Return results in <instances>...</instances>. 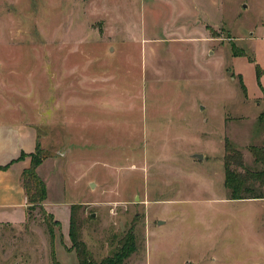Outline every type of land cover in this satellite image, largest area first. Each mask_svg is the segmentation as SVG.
<instances>
[{"label":"rangeland","instance_id":"rangeland-1","mask_svg":"<svg viewBox=\"0 0 264 264\" xmlns=\"http://www.w3.org/2000/svg\"><path fill=\"white\" fill-rule=\"evenodd\" d=\"M263 92L264 0H0V125L57 162L0 264H78L68 205L95 262L132 230L125 264H264V199L222 166L228 139L254 169Z\"/></svg>","mask_w":264,"mask_h":264},{"label":"trees","instance_id":"trees-1","mask_svg":"<svg viewBox=\"0 0 264 264\" xmlns=\"http://www.w3.org/2000/svg\"><path fill=\"white\" fill-rule=\"evenodd\" d=\"M232 55L242 56L244 52L238 50L234 52L232 50ZM245 56V55H244ZM252 63L253 59L247 57ZM256 69L259 70L256 65ZM239 84L245 92V86H243L240 75H238ZM262 100L264 102V92L262 95ZM258 123L260 126L261 133H263V138L260 145H250L248 150L252 156L253 163L255 165L254 169H249L244 165L243 155L239 149H235L232 143L225 139L224 150L225 154L222 159V166L224 169V188L228 191V197L230 200L239 201L244 199H264V113L259 114ZM25 157L30 158L29 168L23 170L21 174V185L24 188V193L27 202V213L34 211L38 208L43 211L42 205L46 200V186L44 182L40 179L36 172V167L39 166L47 157L39 155V146L36 145L33 153L25 155L20 153L19 159H24ZM8 165L0 166V171H5ZM77 207L72 205L69 211V227L68 235L71 242V247L75 251L76 259L78 264H125V261L131 256V254L137 251L135 236L132 230H130L123 238L119 241L116 246L115 251L107 257L102 258L99 262H95L91 259L88 249L85 244L81 241L80 232L78 231L76 223V212ZM54 225L59 226L58 221H54ZM47 233L50 237V245L52 248L54 233L52 229L47 224ZM52 250V259H53ZM54 264H57L54 261Z\"/></svg>","mask_w":264,"mask_h":264},{"label":"crops","instance_id":"crops-1","mask_svg":"<svg viewBox=\"0 0 264 264\" xmlns=\"http://www.w3.org/2000/svg\"><path fill=\"white\" fill-rule=\"evenodd\" d=\"M37 143L36 132L29 125L23 123L0 125V166L9 164L5 171H0V224L18 227L27 219L28 205L20 178L23 170L29 168L30 158H19L20 153L25 155L33 153ZM56 165L57 162L49 158L36 167L35 170L45 186L46 178L43 176L45 169L47 172L51 171ZM47 191L48 186L43 206L51 212L47 202ZM70 206L68 205V213Z\"/></svg>","mask_w":264,"mask_h":264},{"label":"water","instance_id":"water-1","mask_svg":"<svg viewBox=\"0 0 264 264\" xmlns=\"http://www.w3.org/2000/svg\"><path fill=\"white\" fill-rule=\"evenodd\" d=\"M196 158H199V159H201V155H194ZM158 224L160 225L161 224V222H158Z\"/></svg>","mask_w":264,"mask_h":264}]
</instances>
